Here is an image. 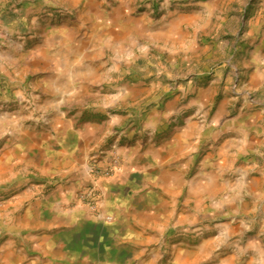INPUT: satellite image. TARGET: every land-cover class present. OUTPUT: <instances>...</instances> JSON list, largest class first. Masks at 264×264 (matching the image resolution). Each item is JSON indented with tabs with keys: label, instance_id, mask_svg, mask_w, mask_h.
Listing matches in <instances>:
<instances>
[{
	"label": "rangeland",
	"instance_id": "rangeland-1",
	"mask_svg": "<svg viewBox=\"0 0 264 264\" xmlns=\"http://www.w3.org/2000/svg\"><path fill=\"white\" fill-rule=\"evenodd\" d=\"M119 2L130 4L124 28L112 23ZM198 2L216 9L215 22H237V41L222 47L188 41L182 59L168 53L182 45L171 46L164 28L176 10ZM55 35L83 47L77 63L55 61ZM263 35L264 0H0V261L13 246L23 249L24 264H176L178 251L184 264H264L263 180L255 205L224 208L215 188L174 191L159 226L145 223L146 238L129 230L119 235L118 217L102 207L100 189V181L122 171L125 149L158 147L182 126L188 111L176 109L219 65L236 107L264 112V93L245 87L236 62L245 42ZM90 41L94 47L82 54ZM64 67L73 77L63 78L57 91L50 76ZM246 91L256 93V103ZM218 101L208 105L210 116ZM165 110L168 120L153 128L149 123ZM70 194L77 202L63 206L85 205L104 226L74 237L66 227H52L49 216L40 218L52 199ZM44 235L61 246L43 248Z\"/></svg>",
	"mask_w": 264,
	"mask_h": 264
},
{
	"label": "crops",
	"instance_id": "crops-1",
	"mask_svg": "<svg viewBox=\"0 0 264 264\" xmlns=\"http://www.w3.org/2000/svg\"><path fill=\"white\" fill-rule=\"evenodd\" d=\"M201 4L198 2L196 7L176 10L177 13L166 23L163 33L167 41L171 46L182 45V49L176 52L175 49L166 48L168 53L183 59L188 41L198 46L222 47L232 42L238 34L240 27L237 22L231 18L215 22L220 14L210 5ZM115 6L112 23L122 21L124 28L129 25L125 15L130 4L119 2ZM117 26L116 29L120 31L122 27ZM52 40L55 47L52 57L55 61L60 65L69 64V61L78 62L75 57L79 56L83 47L75 43L69 46L66 36L55 35ZM236 41L234 39L232 44ZM245 44L248 48L236 58L238 67L242 69L244 85L264 93V35L258 41L251 37ZM83 45L85 49L82 54L89 53L94 47L91 41L83 42ZM225 70L223 65H219L208 84L199 86L188 104L178 106L176 113L186 114L188 111L189 117L169 139L158 147L147 144L142 150L125 149L122 171L100 181L101 205L118 217V227L115 229L119 235L129 230L146 238L149 232L145 223L149 221L159 226L171 205V193L183 192L185 187L196 194L207 188L222 191L221 205L224 208L258 203V184L261 180L264 182V112L246 103L236 107L237 99L230 96L226 84L229 77L226 78ZM203 74L205 70L198 71L199 76ZM50 77L54 79V89L58 91L61 90L62 79L72 78L73 75L64 67V71L56 70ZM214 97H219V101L210 116L208 105ZM175 100L178 102L179 97L168 100L167 105L171 107ZM167 111H161V119L149 124L155 128L166 122L170 116ZM170 111V114L174 113V110ZM147 160L149 162H145ZM194 167H197L195 175L187 179L186 174ZM231 171L237 173L236 178H226ZM66 202L76 203L77 200L72 194L54 198L50 201V210L42 212L44 215L41 214L40 218L49 216L52 227H66L65 230H71L70 235L74 237L79 230L83 233L104 226L105 223L94 217L85 205L76 204L71 208L63 206ZM43 238L42 247L47 246V250L50 246H61L53 235H44ZM3 253L6 258L2 256L0 264H24L23 249L7 246ZM116 254H120V251ZM30 262L38 264L39 259Z\"/></svg>",
	"mask_w": 264,
	"mask_h": 264
},
{
	"label": "bare ground",
	"instance_id": "bare-ground-1",
	"mask_svg": "<svg viewBox=\"0 0 264 264\" xmlns=\"http://www.w3.org/2000/svg\"><path fill=\"white\" fill-rule=\"evenodd\" d=\"M185 253L183 251H178L176 256V264H184Z\"/></svg>",
	"mask_w": 264,
	"mask_h": 264
},
{
	"label": "built area",
	"instance_id": "built-area-1",
	"mask_svg": "<svg viewBox=\"0 0 264 264\" xmlns=\"http://www.w3.org/2000/svg\"><path fill=\"white\" fill-rule=\"evenodd\" d=\"M246 96L251 102L256 103L258 100V97H257L256 93H254V92L246 91Z\"/></svg>",
	"mask_w": 264,
	"mask_h": 264
}]
</instances>
